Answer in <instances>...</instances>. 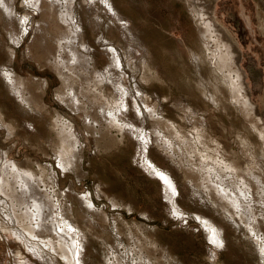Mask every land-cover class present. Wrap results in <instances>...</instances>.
<instances>
[{
  "label": "rangeland",
  "instance_id": "374dc122",
  "mask_svg": "<svg viewBox=\"0 0 264 264\" xmlns=\"http://www.w3.org/2000/svg\"><path fill=\"white\" fill-rule=\"evenodd\" d=\"M56 1L55 5L57 7L55 6V11L53 9L52 12L46 6L50 3L49 0L46 5L41 4L38 9L27 6L29 2L26 0H14L11 6L13 11L11 20L0 15V168L5 166L4 161H9L8 163L12 162L19 165L17 167L22 170L30 171L35 179H42L43 177V181L34 182V186L38 185V191L48 196L49 200L52 199L53 213H55V216L52 217L53 227L56 226L55 233L53 229H49L50 231L45 230V232L37 228L34 229L36 221L22 220L25 209L14 206L12 200H9V197H6L3 193L1 194L0 191V224L4 227L8 225V230L13 234V237L8 240L4 237L5 235L0 226V264H65L59 257L57 231H62V229L67 231L65 226L68 224L73 227L70 231L71 234L80 235V241H77L81 242L84 247L81 251L82 255H80V261H82V257L84 259L81 264H85L84 262L88 260L89 264H111L112 261V264H264V255L261 254V249H263L261 245L264 243V241L262 242L264 240V226H262L264 225V216H262L264 215V211L262 212L264 210V200L260 201L259 197L254 196L256 216H253L252 220L249 221L240 216L233 215L230 217L224 215L222 210L218 208L219 206L216 205L218 204L217 197L214 195V191L211 190L221 184L234 191V193L243 191L244 188L238 181L243 168L245 169L241 177L243 176L247 184L249 183V177L246 175L250 171H253L250 173L256 177H262L261 180L264 181V152H262L264 151V141L258 135L259 131L264 130V120L261 119L262 121H260L258 119L261 118L259 116L264 112V33L260 29V20H264L262 6L264 0H215L212 11L213 16L209 15L211 12L208 13L211 0H196L197 2L195 0H109L118 18H122L120 20L122 22L107 11L105 6L102 5V0L101 2L100 0H92V2L88 0L90 6L87 3L84 4L83 0H73V22L75 21L74 24L76 25L83 24L81 27L86 32L80 41H85L88 48L92 50L89 49L90 52L96 56L95 73L104 74L106 79L102 84L96 83L97 75L93 74L91 81L83 84L79 89L80 91H77L79 102L76 105L69 99L66 103L64 102L63 97L68 96L70 90L67 91L69 88L63 85L61 76L44 61L43 50L39 48L45 46L44 49H54L55 40L61 35V28H65L56 14L65 12V7L68 5L67 0ZM80 6H83L82 9L87 11H79ZM50 12L54 15H51ZM199 13H202V15L198 16ZM25 16L29 18L24 20ZM201 16H205L208 20V17L214 19V22L216 21L217 25L224 28L236 43L237 50L241 55L239 67L245 74L244 82L251 93L250 104L252 107L254 106L253 108H256L254 110L257 112L250 109L253 118L249 109L244 111L246 109L242 104L245 98V95H243L244 90L239 93L238 103L235 100L233 101V89L230 87V81H227L230 80L227 77L228 75L224 71L216 69V57L210 58L217 55L215 50L217 48V38L213 34L212 28V31H210L212 37L203 35V31L206 29L203 23L206 19L201 18ZM39 19H43V23L47 27L41 25L42 21H39ZM201 21L202 23H200ZM115 23L118 24V28L126 26L124 29L119 30L123 32L122 34L126 38L121 37ZM121 23L126 25L123 26ZM19 24H21V27ZM203 27L205 29H202ZM131 30L132 32H130ZM125 32L127 33L125 34ZM39 36L42 38H39ZM50 36L52 37L51 40ZM35 37L39 39L37 40ZM127 39H131L132 45L140 46L143 53H141V50L137 54L132 52L131 59L126 56L129 51H134V49L136 51V47L126 45L125 41H128ZM44 42L49 43L45 44ZM110 45L121 57L122 68L120 67L117 70L114 69L115 67L111 65L109 58L104 54L105 48H109ZM200 55H204V57L201 58ZM144 57L145 61L143 60ZM211 67L215 69L213 70ZM5 70L10 72L13 77L16 76L17 81L16 79L15 81L19 89L23 87L20 91L24 90L22 92L24 98L33 103L30 108L21 104V101L9 90L5 79L2 77ZM105 71L107 75L109 74L108 76ZM65 73V71L61 72L62 75H65ZM68 73L66 75L71 74ZM233 76L232 74L230 78ZM107 82H110L111 85ZM120 85L122 86L121 89ZM25 89H29V91L25 92ZM30 93L33 94L29 95ZM138 93L139 95H137ZM96 95L98 97L100 95V99L104 96L102 100L105 101L94 98ZM91 96L93 97L92 100H96L95 104L92 100L87 99ZM241 96L242 99H240ZM123 97L126 99H124L126 101L124 103H122L124 101ZM110 98H113V100ZM100 103H102V106ZM106 104L108 105L105 106ZM75 107H78L79 110ZM35 108L38 109L35 110ZM90 108L94 110V112L92 110L93 115H95L94 118L91 110H88ZM30 109L34 111H30ZM39 109H42L41 114L38 111ZM101 111L104 112L101 113ZM136 111H138L137 114L141 113L137 116ZM101 114H103L102 117L105 116L106 118L103 117L104 119H102ZM109 114L111 118L114 114L115 120L114 118L109 119ZM105 122L110 124L106 125ZM123 122H127L126 125ZM104 125L106 127L103 132L101 128ZM50 126L54 130L57 129L56 132ZM56 126L57 128H55ZM6 127L8 131L10 129V132L13 133L6 132ZM136 128H138V131ZM155 130H159V132L156 131V133ZM96 131H99V134ZM68 134L72 136L71 140ZM143 135L144 137H142ZM145 137L148 138L147 156L150 161L167 173L175 184L176 195L173 196L172 201L167 198L164 185L156 177L154 178L141 168V159L138 156L142 150V146L140 147L142 145L141 140ZM163 138L166 140L164 141ZM61 140H67L71 145L70 154L73 157L70 155L68 159L70 165L68 164L67 170L64 171H61L59 165H57ZM184 141H187L188 144ZM247 144H249V147ZM5 153L7 154L5 155ZM205 156L210 158L208 159ZM246 158L248 159L246 160ZM224 164L231 165V169H226ZM43 171H46L47 174ZM194 171L196 174H194ZM260 172L263 173V176ZM203 178L204 180H202ZM13 185L12 183L11 189L14 190ZM6 190L8 193L9 189ZM16 190H18V187ZM256 193L257 190L253 186L250 195L246 194V197L249 198ZM55 194L59 197L58 199H56ZM213 195L214 197H212ZM210 197L213 199L211 200ZM87 200L90 202L89 206L84 203ZM244 202L247 203V200ZM56 205L59 206L57 207L59 210L55 207ZM175 210L181 212L180 216L175 215ZM58 212L59 217L62 219L56 215ZM70 215L71 217H69ZM196 216H199L201 220ZM46 217L48 218V216ZM14 218H17V223ZM204 219L209 220L208 222L213 225L215 224V228L221 232L223 240L221 245H215L216 242H211L209 239L206 229L203 227ZM21 220L22 222H20ZM65 220L67 222H63ZM51 222V220L48 221L49 224ZM87 223L90 224L88 227ZM257 223L258 225L261 224L255 228ZM59 224L65 226L61 225L60 227ZM84 225L85 227H83ZM253 226L255 229L252 228ZM80 227L82 228L81 231ZM32 228L34 233L30 234L31 230L29 229ZM88 230L90 234L86 232ZM36 231L39 235L44 234L39 236ZM79 232H83V234ZM16 235L18 238L15 237ZM84 239L87 241L84 242ZM88 254L89 256L92 254L93 258H88ZM98 261L99 263H97ZM117 261L118 263H116Z\"/></svg>",
  "mask_w": 264,
  "mask_h": 264
},
{
  "label": "bare ground",
  "instance_id": "6f19581e",
  "mask_svg": "<svg viewBox=\"0 0 264 264\" xmlns=\"http://www.w3.org/2000/svg\"><path fill=\"white\" fill-rule=\"evenodd\" d=\"M27 2H29V4H27V6L29 5V7L30 6H32V8L34 9H38V8H40L41 7V4H43V5H46V3H47V1L46 0H26ZM192 1H194V0H192ZM191 1V2H192ZM210 1V0H209ZM215 0H211L210 1V4H209V2H208V4L210 5L209 7H210V9L208 10L209 12L208 13H210L209 15H211V16H213V5H214V2ZM13 2H14V0H0V15H2V16H4V17H6V19L8 18V19H10L11 20V17H12V15H13V11H12V4H13ZM49 2L50 3H48V5H46V6H48V9H50V10H52V12H53V9H54V11H55V6L57 7V5H55L56 3H57V1L56 0H49ZM66 2H67V4H66ZM64 1V3H65V5H67L66 7H65V12H63V13H58V11L56 10V12L58 13V14H56V15H58V20L65 26V28H61V30L63 29V33L61 32V30H60V33H61V35L59 36V37H57L56 38V40H55V46H54V49L52 48V50H50V49H44V48H46L45 46H44V48L43 47H39V48H42L41 50H43V58H44V61H46L47 63H48V65H49V67H51V69H53L57 74H59L60 76H61V78H62V83H63V85L64 86H66L67 88H69V89H67V91L68 90H70L69 92V95L68 96H66L65 98L63 97V100H65L64 102L66 103V101H68V99L70 100V101H72L73 102V104L75 103V105H76V103L77 102H79L78 100V94H77V91L80 89V87H82L83 86V84H85V83H87V82H89V81H91V79H92V75L93 74H95V76L97 75V80L95 79V81H96V83L98 82V83H103L104 82V79H105V75L104 74H101V73H95V58H96V56L94 55V54H92V52H90V48H88V44H86L85 43V41L83 42V41H80V39L82 38V36L84 35V33H86L85 32V29L84 28H82L81 26H83V24L81 25L80 23L79 24H74V22H73V20H74V17H73V14H74V11H73V9H74V3H73V0L71 1V0H67V1ZM78 2V1H77ZM83 2H84V4L85 3H87V4H89V2H88V0H83ZM90 2H92V0L90 1ZM100 2H101V0H100ZM195 2H197L196 0H195ZM58 3H60L59 1H58ZM62 3V2H61ZM63 3V4H64ZM102 5L103 6H105V8L107 9V11L108 12H110L114 17H116V18H118V16H117V14L115 13V11H114V9L112 8V3L110 4L109 3V0H102ZM202 3H204V2H202ZM200 4V3H199ZM23 5H25V4H23ZM73 5V6H72ZM207 5V4H206ZM26 6V5H25ZM88 6V5H87ZM86 6V7H87ZM89 6H90V4H89ZM193 6V5H192ZM263 6V9H264V5H262ZM45 7V6H44ZM43 7V8H44ZM77 7H78V4H77ZM200 7V6H199ZM202 7H205V6H202ZM208 7V6H207ZM31 8V7H30ZM45 8H47V7H45ZM58 8H59V6H58ZM79 8V7H78ZM82 8H84L83 6H80V10L79 11H81V12H86L84 9H82ZM115 8V7H114ZM57 9V8H56ZM116 9V8H115ZM193 9V8H192ZM199 9V8H198ZM201 9V8H200ZM40 10V9H39ZM43 10V9H42ZM41 10V11H42ZM83 10V11H82ZM204 10V9H203ZM202 10V11H203ZM211 10V11H210ZM36 12H37V10H35ZM62 11H64V10H62ZM205 12H206V10H204ZM52 12H50V14L52 13ZM196 12V11H195ZM47 13V12H46ZM197 13V12H196ZM195 13V14H196ZM203 13V12H202ZM202 13L200 14L199 13V15L198 16H200V15H202ZM83 14V13H82ZM26 15V14H25ZM35 15V14H34ZM51 15H54V14H51ZM111 15V16H112ZM203 15H205V14H203ZM86 16V15H85ZM84 16V17H85ZM208 16V15H207ZM43 17V16H42ZM48 17V16H47ZM78 17V16H77ZM87 17V16H86ZM120 17H121V15H120ZM202 17H204V19H206V21L203 23L205 26H206V29L203 27L202 29H205L204 31H203V35L206 37H208V36H210V37H212L211 36V32L210 31H212L211 30V28L213 29V31H214V33L213 34H215L216 35V49H215V46H214V49L216 50V53H217V55L216 56H213V57H210V58H215L216 57V61H215V65H216V69H218V70H220V71H224L225 72V74H227L228 76V78L230 79V80H227L228 82L230 81V84H231V89H233L232 91H233V93H232V95L234 96L233 97V101L235 100L236 102L239 100L238 99V97H239V93L242 91V90H244V94L243 95H245L244 97V103H242V104H244V107L246 108V109H244V111H246L247 109H249V111L251 112V110L250 109H252V111H254V112H256V110H254V109H256V108H253L252 106H251V102H250V90L248 89V87L246 86V84H245V82H244V78H245V74L242 72V70H241V68L239 67V61H240V59H241V55H240V53L238 52V50H237V46H236V43L234 42V40H233V38H231L230 36H229V34L225 31V29L224 28H222L221 26H219V25H217L215 22H214V19H211L210 17H208L209 18V20L207 19V18H205V16H201V18ZM15 18H16V16H15ZM29 17L27 16V18H26V16H25V19L24 20H26V19H28ZM50 18V17H49ZM82 18V17H81ZM200 18V19H201ZM30 19H31V17H30ZM44 19H45V16H44ZM54 19V18H53ZM122 19V18H121ZM121 19H119L118 18V20L120 21ZM124 19V18H123ZM19 20V19H18ZM42 21V23H43V19H39V21ZM46 20V19H45ZM50 20V19H49ZM77 20H78V18H77ZM117 20V19H116ZM126 20V19H125ZM212 20V21H211ZM31 21V20H30ZM29 21V22H30ZM38 21V22H39ZM52 21V20H51ZM50 21V22H51ZM197 21L199 22V20L197 19ZM203 21V20H202ZM202 21L200 22V23H202ZM20 22V21H19ZM25 22H27V21H25ZM46 22H48V21H46ZM82 22V21H81ZM91 22V21H90ZM120 22H122V21H120ZM197 22V23H198ZM21 23V22H20ZM42 23H40L41 25H44V26H46L44 23L42 24ZM51 23H53V22H51ZM56 23V22H55ZM78 23V22H77ZM11 24V23H10ZM24 24V23H23ZM57 24V23H56ZM116 25H117V28H118V24L117 23H115ZM122 24V23H121ZM121 24H119V25H121ZM9 25V24H8ZM11 25H13V24H11ZM20 25V27H21V24H19ZM25 25H27V24H25ZM32 25V24H31ZM31 25H29V26H31ZM123 26H125L124 24H122ZM128 25V24H127ZM130 25V24H129ZM22 26H24V25H22ZM37 26V25H36ZM53 26V25H52ZM58 26H60L59 24H58ZM47 27V26H46ZM45 27V28H46ZM96 27V26H95ZM126 27V26H125ZM124 27V28H125ZM131 27V26H130ZM13 28V27H12ZM23 28V27H22ZM31 28V27H30ZM36 28H38V27H36ZM40 28H41V26H40ZM116 27H115V29H117ZM123 27H121V28H118V31L119 30H121ZM123 28V29H124ZM132 28V27H131ZM34 29V28H33ZM49 29V28H48ZM56 29V28H55ZM112 29V28H111ZM129 29V28H128ZM215 29V30H214ZM260 29H261V32H263L264 33V20L263 19H261L260 20ZM37 30V29H36ZM39 30V29H38ZM37 30V31H38ZM46 30V29H45ZM44 30V31H45ZM83 30V31H82ZM22 31V30H21ZM112 31V30H111ZM125 31V30H124ZM42 32H43V30H42ZM59 32V31H58ZM115 32H117V31H115ZM114 32V33H115ZM130 32H132V30L130 31ZM27 33V32H26ZM36 33V32H35ZM39 33V32H38ZM45 33V32H44ZM123 32H121V31H119V34L121 35V37H125V35L124 34H122ZM127 32H125V34H126ZM201 33V32H200ZM22 34V33H21ZM48 34V33H47ZM51 34V33H50ZM59 34V33H58ZM129 34H131V33H129ZM23 35V34H22ZM39 35V34H38ZM38 35H36L37 37H38ZM45 35H46V33H45ZM111 35H112V33H111ZM133 35H134V33H133ZM24 36H25V34H24ZM48 36H49V34H48ZM117 36H118V34H117ZM12 37V36H11ZM41 36H39V38H40ZM52 37H53V35H52ZM51 36H50V40H51V38H52ZM55 37V36H54ZM84 37V36H83ZM128 37V36H127ZM131 37H133V36H131ZM135 37V36H134ZM209 37V38H210ZM214 37V36H213ZM36 38V37H35ZM39 38H36L37 40L39 39ZM42 38V37H41ZM126 38V37H125ZM124 38V40H126ZM130 38V37H129ZM139 38V37H138ZM21 39V38H20ZM55 39V38H54ZM117 39V38H116ZM134 39V38H133ZM203 39H204V37H203ZM206 39V38H205ZM23 40V39H22ZM36 40V41H37ZM42 40H44V41H46L45 39H42ZM49 40V41H50ZM82 40V39H81ZM128 41H125L126 42V45L127 46H133V47H136V51H135V49H134V51H129L128 52V54L126 55V56H129V58L131 59V57L130 56H132V52H135L136 54H137V52L139 53V50H141V53H143V51H142V49H141V47L140 46H134V45H132V41H131V39H127ZM206 40H208V39H206ZM15 42L17 41L16 39L14 40ZM13 41V42H14ZM19 41H21V40H19ZM35 41V42H36ZM41 41V40H40ZM136 41V40H135ZM137 41H139V40H137ZM141 41V40H140ZM214 41V40H213ZM105 42V41H104ZM206 42H208V41H206ZM212 42V41H211ZM17 43H19V42H17ZM17 43H15V44H17ZM45 43V42H44ZM43 43V44H44ZM47 43H49V42H47ZM47 43H45V44H47ZM134 43V42H133ZM214 44H215V42H213ZM135 44V43H134ZM210 44V43H209ZM108 45V44H107ZM208 45V44H207ZM211 45V44H210ZM113 46V45H112ZM143 46V45H142ZM37 47V46H36ZM48 47V46H47ZM91 47V46H90ZM207 47V46H206ZM49 48V47H48ZM140 48V49H139ZM205 48V47H204ZM90 49V50H89ZM210 49V48H209ZM209 49H208V52H209ZM10 50V49H9ZM145 50V49H144ZM214 50V51H215ZM92 51V50H91ZM10 52H11V50H10ZM120 52H122V51H120ZM211 52V51H210ZM127 53V52H126ZM202 53V52H201ZM104 54H106L107 55V58H109V60H110V62H111V65H113L114 67V69L115 70H117V69H119L120 67H121V60H120V58L121 57H119L120 55H118V53L116 52V50H114V48L113 47H111V45H110V47L109 48H105V51H104ZM145 54V53H144ZM213 54V53H212ZM93 55V56H92ZM110 55V56H109ZM125 55V54H124ZM146 55H147V53H146ZM11 56H13V54H11ZM10 56V57H11ZM134 56H135V54H134ZM133 56V57H134ZM148 56V55H147ZM201 56V58L202 57H204V55L202 56V55H200ZM123 57V56H122ZM12 58V57H11ZM128 58V57H127ZM126 58V59H127ZM137 58V57H136ZM207 58V57H206ZM125 59V58H124ZM141 59H142V57H141ZM140 59V60H141ZM208 59V58H207ZM8 60H10V59H8ZM137 60V59H136ZM139 60V61H140ZM143 60L145 61V57L143 58ZM201 60V59H200ZM126 61H129V60H126ZM133 61V60H132ZM143 61V62H144ZM208 61H209V59H208ZM211 61V60H210ZM213 61V60H212ZM109 62V61H108ZM141 62V61H140ZM202 62H205V61H202ZM145 63V62H144ZM209 63H212V62H209ZM107 64V63H106ZM143 64V63H142ZM206 64V63H205ZM141 65V64H140ZM145 65V64H144ZM208 65V64H207ZM214 65V64H213ZM148 66V65H147ZM146 66V67H147ZM130 67V66H129ZM132 67V66H131ZM122 68V67H121ZM143 68H144V66H143ZM113 69V70H114ZM211 69H213L212 67H211ZM215 69V68H214ZM213 69V70H214ZM107 70V69H106ZM112 70V69H111ZM125 70V69H124ZM63 71H65L66 73H68V72H70L71 74L70 75H66V73H65V75H62L61 74V72H63ZM97 72V71H96ZM106 72V71H105ZM113 72V71H112ZM213 72V71H212ZM104 73V72H103ZM109 73V72H108ZM124 73V72H123ZM1 74H3V73H1ZM106 75H107V72L105 73ZM234 75L232 78H230L231 77V75ZM4 75V76H3ZM2 75V77H3V79H5V81H6V83H7V86H8V88H9V90L11 91V93L12 94H14L15 96H16V98L17 99H19L20 101H21V104H24L25 106H29V108H30V106L31 105H33V103H32V101H28L27 99H25L24 98V96H23V93L22 92H24V90H22V92L20 91V89L21 88H23V87H20V89H19V86L16 84V81H17V79L15 78L16 76H14L13 77V75L10 73V72H8V71H4V74ZM109 75V74H108ZM107 75V76H108ZM114 75H115V73H114ZM113 75V76H114ZM218 75V74H217ZM112 76V77H113ZM121 77V76H120ZM224 77V76H223ZM236 77V78H235ZM215 78V77H214ZM234 78H235V80H234ZM15 79H16V81H15ZM22 79V78H21ZM107 79H109V78H107ZM117 79V78H116ZM119 79V78H118ZM122 79V78H121ZM216 79H218V78H216ZM215 79V80H216ZM220 79V78H219ZM23 80V79H22ZM21 80V81H22ZM81 80V81H80ZM106 80V79H105ZM110 80V79H109ZM20 81V82H21ZM122 81V80H121ZM217 81H219V80H217ZM226 81V80H225ZM26 82V81H25ZM34 82V81H33ZM116 82V81H115ZM223 82H224V80H223ZM22 83H24L23 81H22ZM27 83V82H26ZM107 83H109L110 84V82H107ZM29 84V83H28ZM27 84V85H28ZM31 84H32V82H31ZM108 84V85H109ZM26 85V86H27ZM33 85H35V84H33ZM88 85H89V83H88ZM92 85H93V82H92ZM97 85V84H96ZM111 85V84H110ZM216 85V84H215ZM23 86V85H22ZM25 86V87H26ZM30 86V85H29ZM32 86V85H31ZM95 86V85H94ZM101 86V85H100ZM228 86V85H227ZM85 87V86H84ZM83 87V88H84ZM109 87H112V86H109ZM120 87V89H121V85L119 86ZM26 88H28V87H26ZM31 88V87H30ZM34 88V87H33ZM32 88V89H33ZM88 88V87H87ZM100 88V87H99ZM103 88V87H102ZM101 88V89H102ZM105 88H108V87H105ZM104 88V89H105ZM245 88V89H244ZM66 89V88H65ZM94 89V88H93ZM101 89H99V90H101ZM123 89V88H122ZM216 89V88H215ZM238 91H237V90ZM28 91H29V89H27ZM26 89H25V92L27 91ZM31 90V89H30ZM76 90V91H75ZM82 90V89H81ZM90 90V89H89ZM95 90V89H94ZM119 90V89H118ZM27 91V92H28ZM80 91V90H79ZM83 91V90H82ZM98 91V90H97ZM103 91V90H102ZM120 91V90H119ZM118 91V92H119ZM94 92V91H93ZM92 92V93H93ZM105 92V91H104ZM136 92V91H135ZM62 93V92H61ZM83 93V92H82ZM107 93V92H106ZM106 93H105V95H106ZM122 94H123V92H121ZM120 93V94H121ZM125 93V92H124ZM33 93H30L29 95H32ZM91 94V93H90ZM95 94H98V93H95ZM95 94H93V95H95ZM119 94V95H120ZM26 95V94H25ZM28 95V94H27ZM28 95V96H29ZM66 95V94H65ZM83 95V94H82ZM85 95V94H84ZM86 95H88V94H86ZM104 95V94H103ZM124 95V94H123ZM137 95H139V93L137 94ZM15 96H13L14 98H15ZM64 96V95H63ZM97 96V97H96ZM96 96H94V98H99L100 97V95H99V97H98V95H96ZM116 96H117V93H116ZM141 96V95H140ZM213 96V95H212ZM215 96V95H214ZM31 97V96H30ZM33 97V96H32ZM36 97V96H35ZM61 97V96H60ZM118 97V96H117ZM121 97V96H120ZM139 97V96H138ZM15 98V99H16ZM80 98V97H79ZM92 96L91 97H89V98H87L88 100L90 99V100H92ZM105 98H107V97H105ZM109 98V97H108ZM115 98V97H114ZM211 98V97H210ZM213 98V97H212ZM84 99V98H83ZM100 99V98H99ZM98 99V100H99ZM102 99H104V96H103V98ZM102 99H100V100H102ZM111 100H113V98H110ZM123 100L125 99V97H123L122 98ZM141 99V98H140ZM240 99H242V96H241V98ZM30 100H31V98H30ZM61 100H62V98H61ZM86 100V99H85ZM95 100V99H94ZM94 100H92L93 102H94V104H95V102H96V100L94 101ZM99 100V101H100ZM115 100V99H114ZM126 100V99H125ZM123 101L122 103H124V102H126V101ZM139 100V99H138ZM137 100V101H138ZM213 100H214V98H213ZM16 101H18V100H16ZM60 101V100H59ZM103 101V100H102ZM105 101V100H104ZM103 101V102H104ZM120 101V100H119ZM118 101V102H119ZM134 101V100H133ZM108 102V101H107ZM110 102V101H109ZM115 102V101H114ZM136 102V101H135ZM236 102H235V104H236ZM242 102V101H241ZM241 102H239V103H241ZM20 103V102H19ZM32 103V104H31ZM98 103V102H97ZM119 103H121V102H119ZM119 103H118V105H119ZM137 103V102H136ZM238 103V102H237ZM64 104V103H63ZM62 104V105H63ZM90 104H93V103H90ZM89 104V105H90ZM93 104V105H94ZM99 104V103H98ZM97 104V105H98ZM110 104H111V102H110ZM85 105V104H84ZM100 105L102 106V103H100ZM108 104H106L105 106H107ZM113 105V104H112ZM122 105V104H121ZM125 105H126V103H125ZM70 106H72V105H70ZM100 106V107H101ZM139 106V105H138ZM23 107V106H22ZM34 107H35V104H34ZM33 107V108H34ZM79 107V106H78ZM78 107H75V108H77L78 110H79V108ZM82 107V106H81ZM89 107V106H88ZM96 107V106H95ZM113 107V106H112ZM119 107V106H118ZM124 107V106H123ZM129 107V106H128ZM41 108H42V105H41ZM72 108V107H71ZM98 108H99V106H98ZM106 108V107H105ZM114 108V107H113ZM125 108V107H124ZM27 109V108H26ZM36 109H38V108H35V110ZM68 109V108H67ZM99 109H101V108H99ZM110 109V108H109ZM116 109H118V108H116ZM128 109V108H127ZM146 109V108H145ZM155 109V108H154ZM257 109H258V107H257ZM25 110V109H24ZM32 109H30V111H31ZM42 110V109H41ZM41 110L39 109L38 111H39V113L41 114L42 112H41ZM71 110V109H70ZM73 110H75V109H73ZM88 110H91V108L90 109H88ZM93 110V109H92ZM92 110H91V112H92ZM104 110V109H103ZM106 110V109H105ZM108 110V109H107ZM113 110V109H112ZM115 110V109H114ZM119 110V109H118ZM121 110V109H120ZM135 110V109H134ZM190 110V109H189ZM34 110H32V112H33ZM75 111H77V110H75ZM100 111V110H99ZM98 111V112H99ZM116 111V110H115ZM122 111V110H121ZM126 111V110H125ZM132 111V110H131ZM139 111V110H138ZM138 111H136V114H137V112ZM151 111V110H150ZM242 111H243V109H242ZM259 111V110H258ZM21 112H24V111H21ZM85 112V111H84ZM87 112V111H86ZM93 112H94V110H93ZM92 112V117L94 116L95 117V115H93L94 113ZM104 112V111H103ZM102 111H101V113H103ZM124 112V111H123ZM128 112H129V109H128ZM128 112H125V113H128ZM156 112V111H155ZM189 112V111H188ZM190 112H191V110H190ZM189 112V113H190ZM38 113V114H39ZM110 113V112H109ZM115 113V112H114ZM135 113V112H134ZM141 113V112H140ZM140 113H138L137 114V116L140 114ZM143 113V112H142ZM149 113V112H148ZM193 113V112H192ZM248 113V112H247ZM257 113V112H256ZM1 114V113H0ZM25 114V113H24ZM33 114V113H32ZM87 114V113H86ZM100 114V113H99ZM106 114H108V113H106ZM131 114V113H130ZM154 114V113H153ZM245 114H246V112H245ZM244 114V115H245ZM253 113L251 112V114L250 115H252ZM260 114V113H259ZM102 115L103 114H101L100 115V117H102ZM110 115V114H109ZM118 115V114H117ZM123 115V114H122ZM150 115H151V113H150ZM149 115V116H150ZM156 115V114H155ZM194 115V114H193ZM97 116V115H96ZM120 116V115H119ZM128 116V115H127ZM131 116V115H130ZM136 116V117H137ZM142 116V115H141ZM153 116V115H152ZM245 116H247V115H245ZM58 117H60V116H58ZM87 117V116H86ZM85 117V118H86ZM88 117H91V116H88ZM93 117V118H94ZM104 118H106L105 116H103ZM102 117V119H104ZM108 117V116H107ZM156 117V116H155ZM259 117H261V118H258L260 121H262V120H264V112H263V114L262 115H260ZM63 119H64V117H62ZM92 118V119H93ZM114 118V120H115V118L116 117H114V114H113V117L111 118V115H110V117H109V119H113ZM126 118V117H125ZM131 118V117H130ZM129 118V119H130ZM157 118H158V116H157ZM247 118H248V116H247ZM252 118H253V115H252ZM1 119V118H0ZM61 119V118H60ZM89 119V118H88ZM97 119V118H96ZM108 119V118H107ZM127 119H128V117H127ZM156 119V118H155ZM262 119V120H261ZM4 120V119H3ZM124 120V119H123ZM132 120V119H131ZM158 120V119H157ZM156 120V121H157ZM64 121V120H63ZM68 121V120H67ZM107 121V120H106ZM110 121V120H109ZM122 121V120H121ZM129 121V120H128ZM130 122V121H129ZM159 122V121H158ZM63 123V122H62ZM67 123V122H66ZM65 123V124H66ZM95 123V122H94ZM97 123V122H96ZM95 123V124H96ZM106 123V125L107 124H110L109 122L107 123V122H105ZM124 123V122H123ZM127 123V122H126ZM126 123H124L125 125H126ZM160 123V122H159ZM3 124V123H2ZM69 124V123H68ZM98 124V123H97ZM118 124V123H117ZM155 124H158V123H155ZM255 124V123H254ZM55 125V124H54ZM99 125V124H98ZM101 125V124H100ZM115 125V124H114ZM113 125V126H114ZM1 126V125H0ZM53 126V125H52ZM52 126H50L51 128H52ZM69 126V125H68ZM111 126V125H110ZM135 126V125H134ZM133 126V127H134ZM9 127V126H8ZM70 127V126H69ZM74 127V126H73ZM101 127V126H100ZM106 126L104 125V127L103 128H101V129H103V132H104V128H105ZM120 127V126H119ZM124 127V126H123ZM122 127V128H123ZM137 127V126H136ZM198 127V126H197ZM1 128V127H0ZM10 128V127H9ZM50 128V129H51ZM55 128H57V126L55 127ZM63 128V127H62ZM66 128V127H65ZM68 128V127H67ZM72 128V127H71ZM112 128V127H111ZM117 128V127H116ZM128 128V127H127ZM130 128H132V127H130ZM157 128H158V126H157ZM263 128V127H262ZM8 128L6 127V132H10L11 130L9 129V131L7 130ZM53 129V128H52ZM75 129V128H74ZM91 129V128H90ZM100 129V130H101ZM107 129V128H106ZM138 128H136V130H137ZM155 129V128H154ZM54 130V129H53ZM57 130V129H56ZM56 130H54L55 132H56ZM68 130V129H67ZM99 130V131H100ZM118 130V129H117ZM133 130V129H132ZM135 130V129H134ZM99 131H96L97 133L99 132ZM120 131V130H119ZM124 131H127V130H124ZM138 131V130H137ZM136 131V132H137ZM154 131V130H153ZM156 131H158L159 132V130H155V132ZM197 131V130H196ZM259 131V130H258ZM128 132V131H127ZM135 132V131H134ZM135 132V133H136ZM13 133V132H12ZM11 132L9 133V134H12ZM63 133H64V131H63ZM68 133V132H67ZM70 133H71V131H70ZM123 133V132H122ZM157 133V132H156ZM175 133H177V132H175ZM174 133V134H175ZM72 134V133H71ZM75 134V133H74ZM99 134V133H98ZM125 134V133H124ZM134 134V133H133ZM144 134V133H143ZM195 134V133H194ZM102 135H103V133H102ZM149 135V134H148ZM258 135H259V137L261 138V140H263L264 141V130H261V131H259L258 132ZM11 136V135H10ZM75 136H76V134H75ZM145 136H146V134H145ZM153 136V135H152ZM199 137L201 136V135H198ZM68 137H69V139L71 140V137L72 136H70L69 134H68ZM136 137V136H135ZM138 137H139V135H138ZM142 137H144V135L142 136ZM161 137V136H160ZM177 137V136H176ZM62 138V137H61ZM76 138V137H75ZM185 138V137H184ZM203 138V137H202ZM51 139V138H50ZM78 139V138H77ZM139 139V138H138ZM140 139H141V135H140ZM147 139L148 138H143L141 141H142V145H140V147L142 148V150H141V153L139 154V159H141V163H140V165H141V168H143L146 172H148L149 174H151L152 176H154V178L156 177L164 186V190H165V192H166V196H167V198L170 200V201H172L173 200V196H175L176 195V187H175V184H174V182L172 181V178L167 174V173H165L164 171H162L161 169H159L158 167H156L155 166V164H153L152 163V161H150V159H149V157L147 156V149L149 148V147H147V145H148V142H147ZM164 139V138H163ZM170 139V138H169ZM192 139V138H191ZM199 139V138H198ZM59 140V139H58ZM68 140V139H67ZM66 140V141H67ZM149 140H150V138H149ZM158 140V139H157ZM166 139H164V141H165ZM188 141H190L189 139H187ZM201 140V139H200ZM56 141H57V139H56ZM66 141H62L61 140V144H60V147H59V149H60V151H59V162H58V164L57 165H59V167H60V169H61V171L63 170H67V167H68V164H69V161H68V159H69V157H70V150H71V145H69V143H68V141L66 142ZM75 141V140H74ZM151 141V140H150ZM203 141V140H202ZM139 142H140V140H139ZM168 142V141H167ZM176 142V141H175ZM184 142H187V141H184ZM183 142V143H184ZM207 142V141H206ZM213 142V141H212ZM51 143V142H50ZM55 143V142H54ZM57 143H58V141H57ZM59 143H60V141H59ZM78 143V142H77ZM194 143V142H193ZM140 144V143H139ZM170 144V143H169ZM168 144V145H169ZM172 144V143H171ZM177 144V143H176ZM180 144V143H179ZM185 144V143H184ZM187 144H188V142H187ZM191 144V143H190ZM213 144V143H212ZM55 145V144H54ZM98 145V144H97ZM201 145V144H200ZM217 145V144H216ZM249 144H247V146H248ZM53 146V145H52ZM55 146H57V145H55ZM54 146V147H55ZM139 146V145H138ZM178 146V145H177ZM180 146V145H179ZM187 146H190V145H187ZM197 146H198V143H197ZM203 146V145H202ZM244 146V145H243ZM246 146V145H245ZM74 147V146H73ZM159 148H160V146H158ZM183 147V146H182ZM191 147V146H190ZM249 147V146H248ZM78 148V147H77ZM54 149V148H53ZM73 149V148H72ZM108 149V148H107ZM168 149V148H167ZM176 149V148H175ZM180 149V148H179ZM184 149V148H183ZM195 149V148H194ZM216 149H217V147H216ZM250 149V148H249ZM80 150V149H79ZM193 150V149H192ZM197 150V149H196ZM76 151V150H75ZM140 151V150H139ZM149 151V150H148ZM167 151V150H166ZM172 151V150H171ZM177 151H181V150H177ZM184 151H186V150H184ZM187 151H188V149H187ZM191 151V150H190ZM79 152V151H78ZM165 152V151H164ZM173 152H175V150H173ZM172 152V153H173ZM183 152V151H182ZM189 152V151H188ZM192 152V151H191ZM201 152V151H200ZM219 152V151H218ZM262 152H264V151H262ZM167 153V152H166ZM165 153V154H166ZM171 153V154H172ZM186 153V152H185ZM194 153V152H193ZM192 153V154H193ZM196 153V152H195ZM194 153V154H195ZM199 153V152H198ZM197 153V154H198ZM217 153V152H216ZM7 153H5V155H6ZM79 154H80V152H79ZM188 154V153H187ZM201 154V153H200ZM199 154V155H200ZM214 154V153H213ZM221 155H223V154H221ZM253 155V154H252ZM196 156V155H195ZM214 156V155H213ZM212 156V157H213ZM62 159H61V158ZM71 157H72V155H71ZM77 157V156H76ZM168 157V156H167ZM206 157V156H205ZM215 157V156H214ZM247 157V156H246ZM73 158V157H72ZM204 158V157H203ZM206 158H208V157H206ZM210 158V157H209ZM208 158V159H209ZM217 158V157H216ZM219 158V157H218ZM254 158V157H253ZM7 159H9V158H7ZM167 159V158H166ZM195 159V158H194ZM213 160H214V158H212ZM248 158H246V160H247ZM263 159V158H262ZM76 160V159H75ZM75 160H74V162H75ZM222 161H223V159H221ZM250 160V159H249ZM252 160V159H251ZM250 160V161H251ZM4 161V160H3ZM206 161V160H205ZM210 161V160H209ZM9 162V161H8ZM7 161H4V163H5V166H2L1 168H0V191H1V194L3 193L4 195H6V197H9V200L11 199L12 200V204L14 205V206H19V207H23L24 209H25V211H24V213L22 214V220H24V221H26V220H30V221H36V224H35V228L34 229H40V231H44L45 232V230L46 231H50L49 229H53V232L55 231L56 232V226H55V228L53 227V223H54V221L52 220V217L53 216H55V213H53V208H54V206H53V204L51 203V200H49L50 198L48 197V196H46L45 194L43 195V194H41L39 191H38V185L37 186H34V182L36 183V182H39L40 180H42L43 179V177H42V179H35L33 176H32V174H31V172L30 171H26V170H22V169H20V168H18L17 166H19V165H16L15 163H8ZM189 162H191V161H189ZM188 162V163H189ZM216 162H218V161H216ZM215 162V163H216ZM249 162V161H248ZM76 163V162H75ZM187 163V162H186ZM198 163V162H197ZM204 163V162H203ZM209 163V162H208ZM207 163V164H208ZM223 163V162H222ZM244 163V162H243ZM251 163V162H250ZM2 164H3V162H2ZM73 164V163H72ZM139 164V163H138ZM211 164V163H210ZM221 164V163H220ZM70 165V164H69ZM203 165V164H202ZM213 165V164H212ZM225 165V164H224ZM258 165V164H257ZM257 165H256V168H257ZM195 166V165H194ZM193 166V167H194ZM208 166V165H207ZM214 166V165H213ZM220 166V165H219ZM226 167V169H231V165L229 166V164H228V166L227 165H225ZM73 167V166H72ZM203 167V166H202ZM212 167V166H211ZM254 167V166H253ZM24 168V167H23ZM37 168V167H36ZM38 168H39V166H38ZM51 168V167H50ZM195 168H197V166H195ZM200 168H201V166H200ZM204 168V167H203ZM218 168V167H217ZM251 168H252V166H251ZM255 168V169H256ZM261 168V166L259 167V169ZM264 168V167H263ZM41 169V168H40ZM47 169V168H46ZM72 169V168H71ZM70 169V170H71ZM206 169V168H205ZM213 169V168H212ZM244 169L245 168H243V172L242 173H244ZM254 169V170H255ZM28 170V169H27ZM215 170V169H214ZM220 170V169H219ZM222 170V169H221ZM250 170V169H249ZM252 170V169H251ZM261 170H263V169H261ZM42 171V170H41ZM208 171H209V169H208ZM224 171V170H223ZM230 171V170H229ZM245 171H247V170H245ZM44 172V171H43ZM42 172V173H43ZM51 172V171H50ZM169 172V171H168ZM195 172V171H194ZM204 172V171H203ZM226 172V171H225ZM248 172V171H247ZM250 172H253V171H250ZM250 172H248V175H246V176H248L249 177V183L247 184L245 181H244V178H243V176L241 177V175H243L242 173H241V175H239L240 176V179L238 180L239 181V183L242 185V187L244 188V189H242L243 191H238V193H234V191H231L229 188H227V187H224V186H222L221 184H220V186L219 185H217V187L215 186L214 188H212L211 190L212 191H214V195H216V197H217V202H218V204H216V205H218L219 207L218 208H220L221 210H222V212L224 213V215H226V216H233V215H235V216H240V217H242V218H245V219H247V220H252V218H253V216H256V214H255V207H254V202L256 201L255 200V197H259L258 199H260V201L261 200H264V181H262L261 180V178L260 177H256L255 175H253V174H251ZM255 172V171H254ZM39 173V172H38ZM45 174H47L46 173V171L44 172ZM199 173H200V171H199ZM209 173V172H208ZM240 173V172H239ZM238 173V174H239ZM262 172H260V174H261ZM264 173V172H263ZM263 173H262V176H263ZM194 174H196V172L194 173ZM234 174V173H233ZM238 174H236V175H238ZM41 175V174H40ZM51 175V174H50ZM192 175H193V173H192ZM211 175V174H210ZM214 175V174H213ZM213 175H212V177H213ZM220 175V174H219ZM226 175V174H225ZM228 175H230V174H228ZM245 175V174H244ZM257 175H258V173H257ZM41 176H45V175H41ZM48 176V175H47ZM194 176V175H193ZM200 176H201V174H200ZM199 176V177H200ZM206 176V175H205ZM208 176V175H207ZM206 176V177H207ZM234 176V175H233ZM196 177V176H195ZM223 177V176H222ZM248 177H247V179H248ZM41 178V177H40ZM197 178V177H196ZM227 178H229V177H227ZM236 178V177H235ZM239 178V177H238ZM198 179V178H197ZM199 179H201V178H199ZM210 179V178H209ZM223 179V178H222ZM264 179V178H263ZM50 180V179H49ZM202 180H204V178L202 179ZM211 180V179H210ZM217 180V179H216ZM236 180V179H235ZM43 181V180H42ZM53 181V180H52ZM51 181V182H52ZM55 181V180H54ZM209 181V180H208ZM50 182V183H51ZM56 182V181H55ZM232 182H233V180H232ZM231 182V183H232ZM235 182V181H234ZM14 184L13 186H14V190L13 189H11V184ZM41 183H43V182H41ZM215 183V182H214ZM225 183H226V181H225ZM44 184V183H43ZM212 184V183H211ZM40 185V184H39ZM40 186H42V185H40ZM46 186H47V182H46ZM49 186V185H48ZM53 186V185H52ZM55 186V185H54ZM212 186V185H211ZM253 186L256 188V190H257V193L256 194H254L253 196H251V197H249V198H247L246 196L248 195H250V190H252V188H253ZM17 187H18V190H16L17 189ZM239 187V186H238ZM237 187V188H238ZM49 188V187H48ZM52 188V187H51ZM54 188V187H53ZM6 189H9L8 190V193H7V190ZM50 189V188H49ZM48 190V189H47ZM254 191V190H253ZM177 192H178V190H177ZM198 192V191H197ZM42 193H43V191H42ZM53 193V192H52ZM209 193V192H208ZM207 193V194H208ZM255 193V192H254ZM57 194V193H56ZM55 194V195H56ZM179 194V193H178ZM213 194V193H212ZM247 194V195H246ZM3 195V196H4ZM58 195V194H57ZM56 195V196H57ZM201 195V194H200ZM208 195H210V194H208ZM214 195L212 196V197H214ZM54 196V195H53ZM66 196V195H65ZM178 196V195H177ZM255 196V197H254ZM52 197V196H51ZM55 197V196H54ZM70 197V196H69ZM212 197H210V199L212 200L213 198ZM59 197L57 196V198L56 199H58ZM82 199V198H81ZM85 199H87L86 197H85ZM205 200H207V199H205ZM245 200H247V203H245L244 201ZM60 201V200H59ZM66 201V200H65ZM77 201V200H76ZM81 201H85V200H81ZM175 201V200H174ZM4 202V201H3ZM7 202V201H6ZM56 202H57V200H56ZM61 202V201H60ZM112 202V201H111ZM176 202V201H175ZM214 202V201H213ZM10 203V202H9ZM84 203H87V206H89L88 204H90V202L87 200L86 202H84ZM210 203H212L211 201H210ZM257 203L259 204V202L257 201ZM257 203H256V207H257ZM63 204H64V202H63ZM75 204V203H74ZM81 204V203H80ZM79 204V205H80ZM171 204H172V202H171ZM58 205V204H57ZM55 206L56 208L57 207H59L60 206V204H59V206ZM78 205V206H79ZM115 205V204H114ZM215 205V206H216ZM261 205H263V204H261ZM70 206V205H69ZM77 206V205H76ZM81 206H83V204H81ZM81 206H79V207H81ZM213 206V205H212ZM63 207V206H62ZM260 207V206H259ZM263 207H264V205H263ZM8 208V207H7ZM14 208V207H13ZM73 208V207H72ZM82 208V207H81ZM87 208V207H86ZM1 209V208H0ZM58 210H59V208H57ZM74 209V208H73ZM80 209V208H79ZM83 209V208H82ZM217 209V208H216ZM215 209V210H216ZM263 209V208H262ZM261 209V210H262ZM65 210V209H64ZM69 210H70V208H69ZM214 210V209H213ZM11 211V210H10ZM20 211V210H19ZM84 211V210H83ZM181 211V210H180ZM264 210H262V212H263ZM77 212V211H76ZM175 212V215L177 214L178 216H180V213L178 212V210H175L174 211ZM214 212H216V211H214ZM15 213V212H14ZM78 213H79V211H78ZM77 213V214H78ZM218 213V212H217ZM59 214V212L56 214V215H58ZM90 215H91V213H89ZM183 214V213H182ZM181 214V215H182ZM9 215V214H8ZM66 215V214H65ZM79 215V214H78ZM81 215V214H80ZM84 215V214H83ZM89 215V216H90ZM104 215V214H103ZM220 215V214H219ZM261 215V214H260ZM18 216V215H17ZM46 216H48V218L46 217ZM60 215H58V217H59ZM62 216V215H61ZM68 216V215H67ZM262 216H264V215H262ZM19 217V216H18ZM66 217V216H65ZM69 217H71V215L69 216ZM196 217H199V216H196ZM223 217V216H222ZM55 218V217H54ZM57 218V217H56ZM60 218V217H59ZM74 218V217H73ZM83 218V217H82ZM94 218V217H93ZM200 218V217H199ZM232 218H234V217H232ZM15 219V218H14ZM47 219H49V220H51L52 222L49 224L48 223V221H47ZM60 219H62V218H60ZM65 219H67V218H65ZM69 219H71V218H69ZM81 219V218H80ZM79 219V220H80ZM87 219V218H86ZM92 219V218H91ZM16 220V223H17V218L15 219ZM22 220L20 221V222H22ZM59 220V219H58ZM75 220V219H74ZM78 220V221H79ZM93 220H95V219H93ZM200 220H201V218H200ZM238 220V219H237ZM257 220V219H256ZM260 220V219H259ZM262 220V219H261ZM263 220H264V218H263ZM3 221V220H2ZM72 221V220H71ZM81 221H82V219H81ZM80 221V222H81ZM87 221V220H86ZM209 220H207L206 221V219H204V222H203V227L206 229V234H208V236H209V239L211 240V242L212 241H214V242H216L215 243V245L217 244H220L221 245V243L223 242V240H222V236H221V232H219V230L218 229H216L215 228V224L213 225V224H211V222H208ZM231 221H233V220H231ZM240 221H241V219H240ZM243 221V220H242ZM258 221V220H257ZM5 222V221H4ZM18 222H19V220H18ZM33 222V223H34ZM57 222V221H56ZM63 222H67V220H65V221H63ZM73 222V221H72ZM71 222V223H72ZM79 222V223H80ZM88 222V221H87ZM256 222V221H255ZM261 222V221H260ZM6 223V222H5ZM13 223V222H12ZM59 223H60V221H59ZM75 224H76V222H74ZM84 223H86V222H84ZM89 223V222H88ZM87 223V224H88ZM262 223V222H261ZM260 223V224H261ZM56 224H58V223H56ZM55 224V225H56ZM68 224V223H67ZM91 224H92V222H91ZM234 224V223H233ZM244 224V223H243ZM249 224V223H248ZM251 224V223H250ZM259 224V225H260ZM263 224V223H262ZM12 225V224H11ZM19 225V224H18ZM60 225V224H59ZM61 225H64V224H61ZM61 225H60V227H61ZM83 225V224H82ZM90 224H88L87 225V227L89 226ZM258 225V223H257V226H255V228L256 227H258L259 226ZM0 226H1V231L4 233V237L5 238H7L8 240H10L12 237H13V234H11V232L8 230V225H7V227H4V226H2V224H0ZM65 226V225H64ZM64 226H63V228H64ZM240 226V225H239ZM250 226V225H249ZM248 226V227H249ZM252 226V225H251ZM262 226H264V225H262ZM16 227V226H15ZM24 227V226H23ZM59 227V226H58ZM74 227H76V225H74ZM83 227H85V225L83 226ZM86 227V228H87ZM67 228V231L66 230H64V229H62V231H57L58 232V234H57V244H58V250H59V254H60V256L59 257H61V260L65 263V264H81V262L84 260L83 259V257H82V261H80V255H82L81 254V251H83L82 250V248H84L83 247V245H82V243L81 242H78V241H80V235H77L76 233L74 234H71L70 233V231L72 230V226H70V224H68V225H66L65 226V229ZM81 228V227H80ZM85 228V229H86ZM139 228V227H138ZM238 228V227H237ZM252 228H254V226L252 227ZM254 228V229H255ZM15 229V228H14ZM24 229H25V227H24ZM76 230H77V228H75ZM84 229V228H83ZM84 229V230H85ZM220 229V228H219ZM239 229H240V227H239ZM12 230V229H11ZM26 230V229H25ZM29 230H31V232H30V234H32V233H34L33 232V228L32 229H29ZM74 230V229H73ZM75 230V231H76ZM82 230V228L80 229V231ZM138 230H140V229H138ZM251 230H253V229H251ZM23 231V230H22ZM258 231V230H257ZM38 231H36V233H37ZM54 232V233H55ZM62 232V233H61ZM84 232V231H83ZM83 232H79V233H82L83 234ZM87 233H89V230L88 231H86ZM254 232V231H253ZM256 232V231H255ZM49 234H50V232H48ZM250 233V232H249ZM15 234V233H14ZM17 234V233H16ZM21 234V233H20ZM44 233H42L41 235H43ZM46 234H47V232H46ZM90 234V233H89ZM254 234V233H253ZM3 235V234H2ZM37 235H39L38 233H37ZM41 235H39V236H41ZM54 235V234H53ZM85 235V234H84ZM36 236V235H35ZM129 236V235H128ZM141 236V235H140ZM15 237H17V235L15 236ZM22 237H23V235H22ZM90 237V236H89ZM256 237V236H255ZM262 237V236H261ZM18 238V237H17ZM24 238V237H23ZM32 238H33V236H32ZM36 238V237H35ZM39 238V237H38ZM78 238V239H77ZM83 238H84V236H83ZM260 238V237H259ZM28 239V238H27ZM42 239V238H41ZM51 239V238H50ZM49 239V240H50ZM88 239V238H87ZM254 239V238H253ZM31 240V239H30ZM43 240V239H42ZM53 240H55V239H53ZM78 240V241H77ZM82 240V239H81ZM97 240V239H96ZM21 241V240H20ZM28 241V240H27ZM84 242H86L85 241V239L83 240ZM264 240H262V242H263ZM34 242V241H33ZM12 243V242H11ZM35 243V242H34ZM102 243H103V241H102ZM143 243V242H142ZM253 243H254V241H253ZM256 243V242H255ZM19 244V243H18ZM38 244V243H37ZM52 244V243H51ZM89 244V243H88ZM27 245V244H26ZM30 245V244H29ZM213 245H214V243H213ZM219 245V246H220ZM256 245V244H255ZM8 246V245H7ZM32 246V245H31ZM38 246V245H37ZM51 246V245H50ZM85 246V245H84ZM87 246V245H86ZM85 246V247H86ZM39 247V246H38ZM153 247H155V246H153ZM261 247L263 248V249H261V254H262V256L264 255V243H263V245H261ZM7 248V247H6ZM32 248V247H31ZM53 248V247H52ZM123 248V247H122ZM128 248V247H127ZM258 248V247H257ZM28 249V248H27ZM139 249H140V247H139ZM44 250V249H43ZM55 250V249H54ZM53 250V251H54ZM138 250V249H137ZM257 250V249H256ZM48 251V250H47ZM30 252V251H29ZM32 252V251H31ZM43 252V251H42ZM85 252V251H84ZM133 252V251H132ZM55 253V252H54ZM134 253V252H133ZM140 253V252H139ZM33 254H35V253H33ZM48 254V253H47ZM56 254V253H55ZM156 254V253H155ZM140 255V254H139ZM161 255V254H160ZM21 256V255H20ZM41 256V255H40ZM142 256V255H141ZM217 256V255H216ZM259 256V255H258ZM24 257V256H23ZM45 257V256H44ZM53 257V256H52ZM89 257H92V254H91V256H89V254H88V258ZM131 257V256H130ZM14 258V257H13ZM32 258H35V257H32ZM42 258V257H41ZM84 258H86L85 256H84ZM93 258V257H92ZM105 258V257H104ZM103 258V259H104ZM18 259V258H17ZM50 259V258H49ZM59 259V258H58ZM91 259V258H90ZM96 259V258H95ZM102 259V260H103ZM124 259V258H123ZM165 259V258H164ZM263 259H264V256H263ZM18 260H20V259H18ZM23 260V259H22ZM53 260H54V262H56L55 261V259L53 258ZM114 260H116V259H114ZM117 260H118V257H117ZM147 260V259H146ZM261 260V259H260ZM46 261V260H45ZM58 261V260H57ZM89 261V260H88ZM84 262L85 264L86 263H88L89 264V262ZM91 261V260H90ZM92 261H94V260H92ZM121 261H122V259H121ZM124 261V260H123ZM29 261L27 260V263H28ZM51 262V261H50ZM95 262V261H94ZM113 262V261H112ZM112 262H111V264H112ZM132 262H134V261H132ZM139 262V261H138ZM34 263H36L35 261H34ZM93 263V262H92ZM97 263H99V261L97 262ZM103 263V262H102ZM116 263H118V261L116 262ZM137 263V262H136ZM32 264V263H31ZM96 264V263H95ZM119 264V263H118ZM138 264V263H137Z\"/></svg>",
  "mask_w": 264,
  "mask_h": 264
}]
</instances>
